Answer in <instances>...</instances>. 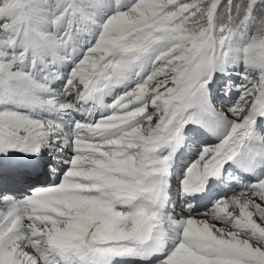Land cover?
<instances>
[{
	"label": "snow or ice",
	"instance_id": "6c2138e0",
	"mask_svg": "<svg viewBox=\"0 0 264 264\" xmlns=\"http://www.w3.org/2000/svg\"><path fill=\"white\" fill-rule=\"evenodd\" d=\"M235 68L217 107L209 86ZM259 118L264 0H0V182L11 153L64 166L23 199L0 191V264H264ZM201 130L216 142L188 145L183 196L252 179L177 218L174 157Z\"/></svg>",
	"mask_w": 264,
	"mask_h": 264
},
{
	"label": "rangeland",
	"instance_id": "374dc122",
	"mask_svg": "<svg viewBox=\"0 0 264 264\" xmlns=\"http://www.w3.org/2000/svg\"><path fill=\"white\" fill-rule=\"evenodd\" d=\"M237 71H240V69L239 68L232 69L231 74L228 76H221L220 74H217V76L214 77L213 83L209 86V91H210V96L217 107L226 108L227 106H229L231 103L234 102L236 97L235 92L229 93V95L226 96L224 94V89H225V85L228 83L229 80L232 81V84L239 83V78L236 75H234V73ZM199 134L200 132L197 135H195V137H197ZM195 137H187V139L185 140L186 144L187 142L191 144V142L195 140L194 139ZM190 138H191V142H190ZM196 142L199 143L198 140ZM192 153H195L194 150L190 147H187L186 156H185L187 158V161L185 165L181 166L182 169L185 170L187 166L195 158V155H191ZM184 170L182 171V173H184ZM217 226H222V225L218 224Z\"/></svg>",
	"mask_w": 264,
	"mask_h": 264
},
{
	"label": "bare ground",
	"instance_id": "6f19581e",
	"mask_svg": "<svg viewBox=\"0 0 264 264\" xmlns=\"http://www.w3.org/2000/svg\"><path fill=\"white\" fill-rule=\"evenodd\" d=\"M65 155H66V154H65ZM60 167H61V169L63 170L64 166H63V165H61Z\"/></svg>",
	"mask_w": 264,
	"mask_h": 264
}]
</instances>
